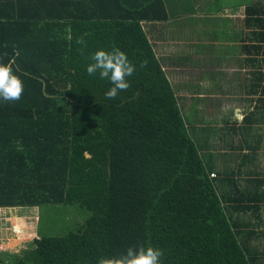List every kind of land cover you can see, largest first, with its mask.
<instances>
[{"label": "trees", "instance_id": "16d2710c", "mask_svg": "<svg viewBox=\"0 0 264 264\" xmlns=\"http://www.w3.org/2000/svg\"><path fill=\"white\" fill-rule=\"evenodd\" d=\"M247 12L264 43V6ZM163 19L161 0H0V62L15 61L24 84L18 101H0V209L90 214L68 231L63 221L58 235L39 227L19 254L0 252V264H95L137 245L160 248L162 264L254 261L231 220L251 197L210 177L207 136L186 125L142 29ZM113 46L137 71L108 100L111 85L86 64Z\"/></svg>", "mask_w": 264, "mask_h": 264}, {"label": "crops", "instance_id": "0c3cea01", "mask_svg": "<svg viewBox=\"0 0 264 264\" xmlns=\"http://www.w3.org/2000/svg\"><path fill=\"white\" fill-rule=\"evenodd\" d=\"M161 2L165 19L143 22L146 38L186 125L198 140L207 136L212 178L224 179L225 193L249 194L242 204L254 203L259 216L264 212V43L253 37L257 29L249 27L247 12L258 0ZM27 209L0 210L20 218ZM243 210L232 215L233 225H245ZM6 215L1 224L10 219ZM1 234L0 245L11 243Z\"/></svg>", "mask_w": 264, "mask_h": 264}, {"label": "rangeland", "instance_id": "374dc122", "mask_svg": "<svg viewBox=\"0 0 264 264\" xmlns=\"http://www.w3.org/2000/svg\"><path fill=\"white\" fill-rule=\"evenodd\" d=\"M261 1L264 2V0ZM207 114L206 112V115ZM204 117H206V120L209 118L208 116H203V118ZM210 150L215 151V149ZM202 151L205 154L209 153L208 146ZM230 155L234 156L232 154ZM212 177L213 175L211 178ZM246 204L247 203H243L244 206ZM249 206L250 207H245L241 213V218L243 219L241 222L245 223V225L239 227L240 230L238 231L240 233H238V238L244 245L245 250L250 252L249 257L254 258L252 264H264V221L262 220L264 212L263 210L259 211L258 216L254 214V211H256L254 210V203ZM260 209H263V207ZM24 211H26V213ZM24 211L22 212V214L25 213L24 216L15 218L11 217V215L7 213L8 211L0 210L1 238L3 237L5 239L8 238L7 240H11V243L7 242L6 245H0L2 254H19L28 243L32 242V240L37 237L39 227L46 235H58L62 232L59 229L62 227L60 223L63 221L66 222L63 231H68L74 229L77 224L84 222L90 215L86 210L76 205L57 207L46 205L41 207V210L38 208H30ZM14 213L16 214V211ZM4 215L8 216L10 219L7 223L1 224L3 219H7L4 218ZM2 228L4 229L1 230Z\"/></svg>", "mask_w": 264, "mask_h": 264}, {"label": "clouds", "instance_id": "9594fccd", "mask_svg": "<svg viewBox=\"0 0 264 264\" xmlns=\"http://www.w3.org/2000/svg\"><path fill=\"white\" fill-rule=\"evenodd\" d=\"M78 49L83 54L86 41L83 37H77ZM90 61L86 64V72L89 76L99 75L102 80H107L111 85L104 93L108 100H115L121 92L129 89L130 83L127 77L137 71V66L130 62L126 54L118 47L110 50L97 49L87 56ZM15 61L0 62V101H18L24 92V84L20 75L19 65L13 68ZM146 62H141L142 69ZM163 251L151 245H137L127 248L123 253L113 256L101 255L96 258L95 264H162Z\"/></svg>", "mask_w": 264, "mask_h": 264}]
</instances>
